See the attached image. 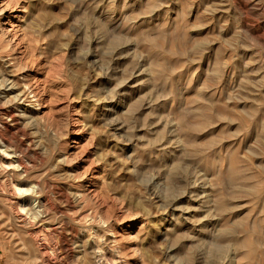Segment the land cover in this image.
I'll return each mask as SVG.
<instances>
[{"label": "rangeland", "instance_id": "rangeland-1", "mask_svg": "<svg viewBox=\"0 0 264 264\" xmlns=\"http://www.w3.org/2000/svg\"><path fill=\"white\" fill-rule=\"evenodd\" d=\"M0 40L41 190L0 169V264H264V0H0Z\"/></svg>", "mask_w": 264, "mask_h": 264}, {"label": "bare ground", "instance_id": "bare-ground-1", "mask_svg": "<svg viewBox=\"0 0 264 264\" xmlns=\"http://www.w3.org/2000/svg\"><path fill=\"white\" fill-rule=\"evenodd\" d=\"M12 59L8 60L6 64L0 63V100H2L0 101V124H1L0 125V169H2L3 172L2 171L1 172L4 173L3 179H1L2 180L1 185L3 186L1 189L4 188V190L6 191L10 189V191H13L14 195H16L15 193L18 191H20L21 193L22 190H23L22 193H27L26 195L23 194L22 196H19V197L17 195V197L13 200L10 199L11 207L15 210L14 212L17 218H20L21 221L23 220L25 221L26 218L23 216V213L20 212V207L23 208V206L26 205L27 201L31 200L32 198H39L41 196L40 195L41 190H40L39 184H36V183L33 185L30 184L31 186L27 190L22 189L21 187L22 182L21 180H19V177L23 175L28 176L29 174L27 170L28 167L24 164L22 160H20L19 156L16 154L15 147L12 145V140L16 138L15 134L22 132V130H20L19 128V116H24V119L27 122H37L34 116L35 112L33 110L34 109L37 110L38 107H40V101L37 98H34L35 96H32L33 99L28 103L29 104L28 106L26 107L19 106L20 110H15V108L12 107L13 104L19 101L26 102L29 98L28 93H30V90H31L29 87L28 88L25 87L24 89L21 90V88L17 86L18 82L16 83L17 80L15 81L14 76L11 71V68L12 69L14 68L12 67L13 66ZM40 202L41 201L37 202L39 203V205L36 208H32V207H30L29 209L27 208L28 210H26V212H27V215L28 214L31 215V217L33 218V219L31 218L32 220L34 221L37 220L38 222H41L40 225L41 224L43 225L44 223H47V222L45 221L46 215H43L42 210H40L42 208L40 205L41 204ZM42 205H45L43 203V198H42ZM34 221L32 223H34ZM44 225H47V224H44ZM32 226H34V224ZM48 228H49L48 226L45 227V229H48ZM89 228L86 227L87 230L86 229L85 230L90 232L91 229ZM80 232L79 234H81ZM91 237H92L93 243H96V239H97L98 245H95V244H92L90 246L88 245L89 248L92 249L90 253H88L84 248L83 255L84 256L88 254L90 255V260L88 264L89 263L90 264H108L111 258L110 256H109L110 259L108 258L106 252L104 251V248L100 244L102 239L101 240L98 239V236L96 234L95 235L92 234ZM35 239L37 240L36 237ZM88 239L91 240L89 236H88ZM86 243L88 244V242ZM64 244H66V242ZM42 245L38 244V252H41V255L45 256V260L50 262V258H49L50 255L49 256L47 255L48 252L46 253V247ZM65 247L66 245H63V249ZM85 259L88 260V257L86 258L85 256ZM94 261H96L97 263H95Z\"/></svg>", "mask_w": 264, "mask_h": 264}]
</instances>
